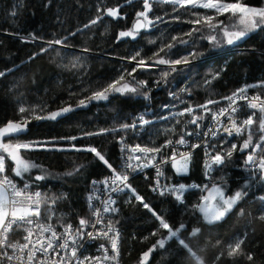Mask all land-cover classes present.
Listing matches in <instances>:
<instances>
[{"label":"trees","instance_id":"obj_1","mask_svg":"<svg viewBox=\"0 0 264 264\" xmlns=\"http://www.w3.org/2000/svg\"><path fill=\"white\" fill-rule=\"evenodd\" d=\"M244 2L251 6L264 5V0ZM116 5H123L121 13L124 18L105 16L90 29H83V25L96 16L98 6ZM142 10V0H132L131 3L127 0H0V71L6 72V75L0 77V126L9 121H19L21 114L18 109L21 106L28 108L46 105L50 112L66 106V103L71 104L75 110L56 120L32 119L27 124L26 132L20 135V141L56 139L62 146L75 144L77 147H96L117 168L120 155L117 139L121 133L82 137L84 132L129 123L132 113L153 108L156 121L143 134L141 142L149 146L152 142L159 145L169 137L177 138L183 129L185 118L177 117L180 123L176 124L169 113L173 112L172 106L178 105L180 101L194 106L212 98L220 101L219 104L210 105L216 110L227 102L222 97L230 95L246 83L264 80V28L253 31L242 41L232 45L222 42L216 47L208 40L199 38V33H193L188 44L173 47L165 58L177 59L193 51L199 54L190 64L177 66V71L170 73L166 83L161 80V72L169 67L137 69L133 75L137 80L147 82L146 89H139L135 95L112 94L106 101H95L87 107L76 108L79 99L99 86L112 82L123 69L131 71L136 62L131 61L130 57L138 51L140 57L154 60V53L162 42L168 43L173 36H180L193 27H201L182 22L191 19L189 15L181 16V20L172 19L173 15H180L183 9L172 13L171 5L153 4V11L164 17V23L141 31L136 39L118 38L119 32L132 28L136 20L135 14ZM195 11L214 14L212 10L200 8ZM217 20L230 23L226 16H219ZM78 28L83 30L77 32ZM72 32H76V35L70 36ZM31 34L42 39L32 40ZM65 36L69 37L67 47L53 45L47 52L29 59L33 54L39 53L41 47H48L47 41ZM183 39L189 38L184 36ZM149 40H155L156 43H149ZM84 49L88 51L85 52ZM160 55L164 56V53L161 52ZM77 57L82 66L72 68ZM217 73L218 78L212 79ZM131 79L132 77L125 75V81ZM206 80H211V84L205 85ZM185 87L191 89V95L181 91ZM144 91L149 92V99L139 94ZM255 91L250 90L249 93ZM172 93L177 94L178 99ZM249 113L250 111H245L241 119ZM167 116L168 119L162 118ZM173 126L176 133H168L167 129ZM189 127L192 128L191 125ZM69 137L78 139H60ZM245 139L246 136L241 135L220 138L216 143L218 148L222 144L225 149L235 143L239 149ZM253 140L256 142L257 136ZM251 150H237L225 164L215 167L210 186L226 184L228 194L241 189L247 194L222 221L213 224H208L200 213L192 211V205L199 202L200 197L207 194L206 191L188 192L184 203H180L170 194L154 195L150 178L137 176L130 185L173 227L181 223L186 226L180 233L181 238L188 236L193 228L201 230L196 237L190 239L193 241V249L202 256L204 264H264V220L259 218L264 214V176L246 165V155ZM22 154L39 167L26 174L23 180L15 178L20 182H30L32 188L39 189L42 193L54 196L63 194L65 197L55 205L53 222L69 223L80 217L90 216L88 195L91 180L111 174L93 153L36 149ZM79 165H84L79 173L64 175ZM203 171V157L201 152H196L191 155L187 174L178 175L169 166L166 176L181 182H202ZM34 173L47 175L44 180L34 181L30 179L36 176ZM130 196L131 193L126 190L115 206L118 212L112 214L111 218L113 222L119 221L116 227L121 231L122 264H141L142 254L166 236V231H158L159 221L156 216L136 200L130 201ZM240 238H244L243 252L252 255L251 261L246 255H226L227 246ZM218 240L219 245L216 243ZM222 251L225 256L217 262L216 257ZM148 264L195 262L173 238L166 241L163 248L157 247L151 253Z\"/></svg>","mask_w":264,"mask_h":264},{"label":"snow or ice","instance_id":"obj_2","mask_svg":"<svg viewBox=\"0 0 264 264\" xmlns=\"http://www.w3.org/2000/svg\"><path fill=\"white\" fill-rule=\"evenodd\" d=\"M50 2V0H49ZM131 3L132 0H127ZM153 4H168L171 5L172 13L180 12V15H173V20H181V16L189 15L192 18L182 22L192 25H200L201 27H193L189 31L181 33L180 36H173L170 42L161 43L158 46V51L154 53L155 59H145L140 57L139 51L130 57L131 61H135V66L131 71L123 69L121 74L114 78L112 82L101 85L92 90L90 94L79 99L75 107H87L89 103L95 101H106L109 95L112 94H138L139 89H146L147 82L140 81L135 78L133 73L137 69H148L153 65H169L168 70L161 72V80L167 82V77L170 73L176 72V65H188L192 62L199 53L193 51L187 56L171 59L165 58L169 56L171 49L177 45L188 44L189 40L193 37V33H199V38L206 39L213 47L219 46L222 42L232 45L238 41H242L253 31L264 28V6L257 7L251 6L244 2V0H142V11H138L136 20L132 28L118 33V38L131 37L136 39L142 29L148 30L156 27L159 23H164V17L156 15L153 11ZM123 5L116 6H98L97 13L88 23L83 25V29H90L93 25L98 24L105 16L111 18H124L121 13ZM197 8L212 10L214 14L199 13L195 11ZM152 13V16H149ZM15 15V13H13ZM169 15V13H165ZM226 16L230 21L225 24L224 21H218L217 17ZM83 29L78 28L77 32ZM207 30V31H205ZM75 36L76 32L69 34ZM187 36L189 39H183ZM219 37V38H218ZM32 40L42 39L41 37L31 34ZM68 36L57 38L47 41L48 47H41L40 52L33 54L29 59H34L36 55L43 54L49 50L53 45H61L67 47ZM23 40L24 38L21 37ZM149 43L155 44V40H149ZM85 52L88 49H84ZM163 52L164 56L160 53ZM152 60V63H149ZM79 57L77 62L72 64V68L81 67ZM182 70V69H181ZM8 71H11L9 69ZM6 75V72L0 71V77ZM125 75L132 77L130 81H125ZM218 73L212 76V79L218 78ZM123 82V83H122ZM211 80H206L205 85L211 84ZM159 83V81L157 82ZM250 90H256L249 95ZM87 91V90H85ZM182 92L191 95V89L188 87L182 88ZM145 99H149L148 91L139 92ZM178 99L177 94L172 93ZM227 101L226 106H222L213 110L210 105L219 104L220 101L209 98L203 104L189 105L179 111L171 112V117L176 120V124L180 123L177 117H189L185 122V129L181 130L177 139L173 141L170 137L167 138L162 144L149 145L135 144L129 145L125 142L124 136L119 137L118 142L122 145L121 152L124 153V159L119 166L120 171L113 167L112 163L106 159L105 154L99 151L96 147H77L75 144L70 146H62L56 139L48 141H28L21 142L19 137L26 132L27 124L32 120H56L58 117L64 116L69 112L75 110L71 104L62 106L57 110L47 111V106L37 107H24L21 106L18 112L21 114V119L17 122H6L5 125L0 126V264H118L119 257V231L116 224L119 221L113 222L109 216L105 222V214H114L118 212V208L114 207L116 204L115 199L112 198V193H122L126 190L131 193L130 201L132 199L139 202L144 208L156 216L159 221V229L166 231V236L159 239L148 251L144 252L141 256V264H148L151 253L157 247L163 248L166 241L176 239L177 243L182 249L187 251L195 262V264H204L202 256L197 254V251L192 247V239L200 233L199 228H193L188 236L181 238L180 233L186 227L183 223L177 227H173L167 222L163 216L157 214L150 206V203L145 202L144 197L141 196L132 186L128 183L129 173L128 169L136 171L137 169L143 170L144 168L154 167L156 169V178L152 190L159 195H173L174 198L184 203V193L190 187H200L207 195H202L199 202L192 205L194 213H200L208 224H213L222 221L237 205V203L246 195L244 189L237 190L230 195H225L226 184H212L209 185H185L184 183L170 184L164 183L161 185V178L164 177L162 166L171 162L175 173L178 175H185L189 170V163L191 161V152H178V145H188L189 141L186 136L196 135L198 138L201 136L214 138L218 133H225L228 136L237 135L246 136V139L240 145L239 149L235 143L231 144L227 149L217 148L215 144L209 146L205 143V155L210 158V162L205 164L206 176L210 177L213 165H222L226 159H231L233 153L237 150L244 152L245 150L252 149L247 152L246 165L251 166L255 171L264 176V80L255 83H246L232 92L230 95L222 97ZM240 101H244L243 107L252 110L249 115L244 119L237 118L236 114L240 111ZM184 103V101H180ZM169 108L168 105L164 106ZM199 110V111H198ZM27 113L28 115H23ZM210 114V115H209ZM226 118L225 120L222 119ZM258 117V118H257ZM168 119V117H162ZM208 118L213 121V126H207L204 132H193L186 130L187 125H195L197 129L205 127L203 121ZM151 121L144 118V114L137 116L130 123H121L112 128L99 129L95 132H84L82 137L93 135H107L126 133L128 131L139 130V128L150 124ZM255 126V127H254ZM168 133H176V128L173 126L167 129ZM257 136V141L254 142L253 138ZM81 137V138H82ZM76 140L78 137L60 138ZM15 141V142H14ZM226 142V141H225ZM192 148L201 147V144L190 145ZM171 148L172 152L167 153V149ZM43 149L48 151H88L101 161L110 171L111 175L103 180H93L91 183L94 186L93 191L98 189L95 187L98 184L105 185V191L108 196L105 200L101 201L102 207H94L92 201L98 200L99 197L90 195L89 209L90 216L80 217L75 227L71 223H61L59 226L62 229L57 231V225L53 224L52 218L55 216V205L58 200L65 198L61 196L48 195L32 189L30 182L26 181L22 186H19L15 177L24 179L26 174H29L32 169L38 168L39 165L32 162L30 159H25L22 153L30 150ZM177 155L180 159H177ZM158 161V162H157ZM84 165L75 167L72 171L64 173L67 176H73L80 172ZM11 174V175H10ZM47 173L36 175L34 181H41L46 178ZM167 179V178H165ZM247 185H245V188ZM31 189V190H30ZM264 220V214L259 217ZM101 225V227H97ZM23 230L25 233L21 241H9V233L13 228ZM93 229L94 231H88ZM156 233L154 232L153 235ZM87 236L90 239L104 238L109 242V246L101 245L98 248V255H84L78 252L82 245L80 241ZM244 238L237 239L234 244H229L226 249L228 257H235L238 255H246L247 259H253L250 253L243 252ZM217 245L220 244L218 240ZM111 252V255L109 254ZM225 252L222 251L217 257L216 261L219 262Z\"/></svg>","mask_w":264,"mask_h":264},{"label":"built area","instance_id":"obj_3","mask_svg":"<svg viewBox=\"0 0 264 264\" xmlns=\"http://www.w3.org/2000/svg\"><path fill=\"white\" fill-rule=\"evenodd\" d=\"M150 63V62H149ZM151 64V63H150ZM154 66V67H153ZM152 67L155 68L157 66L153 65ZM151 67V68H152ZM249 95H251V93H249ZM240 105H241V109L240 111L236 114L238 120L241 119V115L247 111V112H251L252 110L246 108V107H243L244 105V101H240L239 102ZM227 105V102L223 105V106H226ZM178 108L176 111L178 110H181L189 105H186L184 106V103H181L179 102L178 105H176ZM176 106H172V110H175ZM171 108V107H170ZM169 109V108H167ZM153 113H154V110L153 108H146L145 110L143 111H137L135 113H132L131 114V121L133 119H135L137 116L141 115V114H144V118L147 119V120H150L151 123L146 125V126H143L141 128H139V130H134V131H128L126 133H121V135L124 136V139H125V142L129 145H135V144H141L142 146L144 145L142 142H141V138L143 136V134L148 130L149 126H151V124L153 123V121L156 119L155 117H153ZM178 118H181V117H178ZM182 118H185L184 119V122L182 124V128L185 129V122L187 121V119L189 117L185 116V117H182ZM246 118V117H243V119ZM223 120H225V123H227L226 121V118H223ZM130 121V122H131ZM129 122V123H130ZM205 127H202V128H199L197 129L195 127V125H191L192 128L189 127V125H187V128L186 130H189V131H193L194 133L199 131V132H204L207 130V126H213V121L208 119L206 121V123L203 124ZM120 135V136H121ZM118 136V139H117V143H118V146L120 148V155H119V162H118V165H117V171H120V165L122 164L123 162V159H124V153L121 152V147L122 145L118 142L119 140V137ZM236 137L237 135H232V136H228L227 134L225 133H218V135L214 138H211V137H204V136H201V137H197L196 135H192V136H186L185 138L189 141V144L188 145H178L177 146V151L178 152H191V155H193L194 153L196 152H201V155L203 157V166H204V171H203V175H204V178H203V181L202 182H199V181H196V180H192V181H189V182H181V181H177V180H174V179H168L167 176H166V173H167V169L169 166H172L171 162L167 163V164H164L162 166V171L164 172V177L161 178V185H163L164 183H170V184H176L178 185L179 183H184L185 185H209V181H211L212 179V176H213V172H214V169L216 166L213 165V168H212V171L210 173V177L211 179H209L208 176H206V168H205V164L207 162H210V158L208 156L205 155V150H204V144L207 143L208 146H209V150H212L211 149V145L212 144H215L217 145V141L220 139V138H230V137ZM171 139H173V141H175L177 138H174L172 137ZM201 144L202 146L201 147H197V148H192L190 145H194V144ZM162 144V143H161ZM172 152V149L169 148L167 149V153L170 154ZM177 159H180V156L177 155ZM158 162V161H157ZM128 173H129V180H128V183L130 184V182L132 181L133 178L137 177V176H143L145 178H150L151 179V182H152V186H151V190H152V187L154 185V180L156 178V169L154 167H148V168H144L143 170H140V169H137L136 171H132L131 169H128ZM11 175V174H10ZM111 174L109 175H104V176H101V177H98V178H93L91 180V182L93 180H96V181H100V180H103L104 178L106 177H109ZM167 178V179H165ZM16 180V182L18 183L19 186H22L24 182H20L17 178H14ZM98 190L97 191H93V188L94 186L92 185V183L90 184V190H89V195H95L97 197H99L98 200H94L92 201V205L94 207H102L101 205V201L105 200L108 196V193L105 191V185L103 184H98L95 186ZM36 191H40L39 189H36V188H32ZM31 190V189H30ZM191 191H202V188L200 187H190L188 188V190L184 193V197L185 195L188 193V192H191ZM41 192V191H40ZM126 192V191H125ZM125 192H122V193H112V198L115 199L116 201V204H117V201L119 200V198L125 193ZM152 193L154 195H157V196H161L159 195L157 192H154L152 190ZM164 196V195H163ZM183 197V198H184ZM116 204L114 205V207L116 206ZM88 207H89V200H88ZM110 217H112V214H105V222L107 221V219ZM78 220H75V221H72V222H69L73 225V227H75L78 223ZM53 224L57 225V231H61L62 229L60 228V224H57L53 221H51ZM98 228L101 227V225H98L97 226ZM119 231V240H118V247H119V257H118V264H122V260H121V231L119 230L118 227H116ZM88 231H94L93 229H88ZM25 233L23 232V230H18L15 228H13V231L9 233V241L11 242H15V241H21L22 242V237ZM80 244L82 245V247L80 248L79 252H78V255H80L81 253H83L84 255H98V248L101 246V245H104L105 247H108L109 246V242L104 239V238H98V239H90L88 238L87 236H85L81 241H80ZM111 255V252L109 253Z\"/></svg>","mask_w":264,"mask_h":264},{"label":"rangeland","instance_id":"obj_4","mask_svg":"<svg viewBox=\"0 0 264 264\" xmlns=\"http://www.w3.org/2000/svg\"><path fill=\"white\" fill-rule=\"evenodd\" d=\"M264 6V5H263ZM257 7H262V6H257ZM144 30V29H143ZM142 30V31H143ZM141 32V31H140ZM150 63H152V62H150ZM177 66H181V65H176L175 67H177ZM154 67V66H153ZM152 67V68H153ZM165 67H169V65H159L158 67H155V68H165ZM184 106H185V104H184ZM177 109H175V110H173V112L174 111H176ZM171 111V110H170ZM179 111V110H178ZM199 111V110H198ZM172 112V111H171ZM171 112H169L170 114H171ZM170 116V115H169ZM168 117V116H167ZM169 118V117H168ZM208 119H205L204 121H203V124L204 123H206V121H207ZM156 121V119L153 121V123ZM152 123V124H153ZM196 127V126H195ZM216 147L218 148V146L216 145ZM223 148H225L224 146H223ZM26 159V158H25ZM227 161V159L225 160V162ZM225 164V163H224ZM223 165V164H222ZM214 166H216V167H219V166H221V165H214ZM172 167V166H171ZM173 168V167H172ZM203 168H204V166H203ZM174 169V168H173ZM33 170V169H32ZM32 170H31V172H32ZM215 170V169H214ZM174 171H175V169H174ZM214 173V172H213ZM42 174H44V173H42ZM34 175H41V174H37V173H34ZM213 177V176H212ZM212 180V179H211ZM210 182L211 181H209V184H210ZM205 195H207V194H205ZM225 195H230V194H228L226 191H225Z\"/></svg>","mask_w":264,"mask_h":264},{"label":"bare ground","instance_id":"obj_5","mask_svg":"<svg viewBox=\"0 0 264 264\" xmlns=\"http://www.w3.org/2000/svg\"><path fill=\"white\" fill-rule=\"evenodd\" d=\"M90 210V209H89ZM91 214V213H90Z\"/></svg>","mask_w":264,"mask_h":264},{"label":"water","instance_id":"obj_6","mask_svg":"<svg viewBox=\"0 0 264 264\" xmlns=\"http://www.w3.org/2000/svg\"><path fill=\"white\" fill-rule=\"evenodd\" d=\"M142 30H143V29H142ZM142 30H141V31H142Z\"/></svg>","mask_w":264,"mask_h":264}]
</instances>
